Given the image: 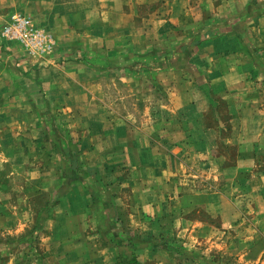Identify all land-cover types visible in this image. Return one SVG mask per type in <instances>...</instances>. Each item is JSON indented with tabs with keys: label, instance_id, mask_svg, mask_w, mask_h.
Returning a JSON list of instances; mask_svg holds the SVG:
<instances>
[{
	"label": "rangeland",
	"instance_id": "obj_1",
	"mask_svg": "<svg viewBox=\"0 0 264 264\" xmlns=\"http://www.w3.org/2000/svg\"><path fill=\"white\" fill-rule=\"evenodd\" d=\"M189 1L195 5L194 11L201 15L217 8L221 12L226 9L219 2L222 0ZM46 2L22 0L21 5L18 0H0V14L4 16L0 19L1 38L2 28L11 19L8 18L11 13L28 17L37 27L27 10L34 9L41 14V6ZM87 4L95 8L100 2L95 0ZM162 4L159 0L154 7ZM252 4L256 14L264 15V0H252ZM19 5L24 11L18 10ZM124 6L121 0L109 2L105 24L116 20V12L127 11L123 10ZM140 6H135L134 11L144 15L149 8L147 4ZM100 9V6L94 9L100 20L95 23L94 33H82V29H78L81 40L87 37L98 41L99 27L104 24ZM191 22L189 19L185 27ZM37 28L44 29L54 38L55 45L49 56L30 54L18 42H13L18 43L26 53L25 57L35 64L50 63L58 42L46 26ZM144 30L149 40L156 35L148 27ZM158 39L160 37L148 45H154L152 49L161 51L164 41ZM260 39L264 43V32ZM121 43L113 40L108 47L103 43L107 48L103 52L98 51L110 62L103 66L106 70H102L96 80H101V84L94 90L102 102L114 109H129L124 115L126 117L109 110L100 112L102 102L95 99L87 107L84 100L51 106L49 96L42 93V88L37 91L35 85L24 80L30 76V71H25L10 59L4 63L1 58L7 55L0 56L2 84L13 93L27 90L33 94L25 104L17 103V99L11 100L13 105L10 107L24 105L21 106L22 114L0 113V136L4 135V127L13 126L15 130L10 132L18 139L7 147L0 146V224L4 223L1 220L7 221V217L11 218L9 222L17 224L29 219L35 228L47 215L51 206L47 208L48 204L58 196V201L67 198L70 191L79 193L81 189L86 192L85 185L89 184L93 191L89 196L95 209L93 218L100 220L101 224L105 219L120 222L121 226L107 223L109 227L106 229L111 226L114 231L122 228L126 232L127 246L122 251L136 255L140 264H264V157L253 162L246 159L248 151L255 158L260 150L264 151V138L260 148L259 137H253L250 146H245V139L238 137L244 128L249 129L246 125L251 114L246 110L243 113L239 111V123L236 121L237 125L233 126L231 112L224 104L219 103L214 111L201 97L199 112L177 114L172 119L176 128L168 132L163 123V108L170 104L167 98L169 85L163 83L162 78L153 81L147 75L138 79L123 76L125 69L132 65L142 68L148 65L146 58H138V53H145L150 46L138 51L121 48ZM261 47L264 54V44ZM57 52L61 60L69 57L75 64V67L68 68V71L73 70L78 81L74 88L84 86L85 80L92 75L87 65L94 69V65L101 63L102 67L103 59L90 58L86 54L89 50H82L79 46ZM257 68L261 67L251 70L247 67L245 72V85L255 90L257 97L252 92L245 96L243 91L235 102L239 106L244 98L254 100L258 116L264 117V72L260 77L255 71ZM120 74L125 78L123 81L116 77ZM204 85L208 87L210 82ZM34 93L38 95L34 96ZM76 96H80L79 93ZM188 103L186 101L185 105ZM66 106H70V110H65ZM131 106L136 108L134 112H131ZM175 106L179 107L178 101L172 107ZM0 107H9V102L5 103L3 97H0ZM43 123L60 139L70 143L74 141L75 146L64 143L59 153L57 146L46 144L50 135H43L40 129L36 131ZM83 137L87 139L86 143L82 142ZM81 167L89 170H80ZM258 168L262 172L257 175L255 170ZM70 171L79 172L77 176L81 179L71 181V173L74 172ZM95 225L103 228L97 223ZM4 228L0 227V264H26L25 252L29 250L38 254L41 248L37 243L21 239L14 229H10L12 234L7 236ZM34 234L37 233L34 231ZM99 240L103 247L105 237L97 235V246ZM101 249L104 248H100L98 254ZM41 251L39 262L44 258ZM106 251L112 254V260H116L113 250ZM102 260L93 257L90 264H99L97 261ZM116 261L114 264L123 263L119 259Z\"/></svg>",
	"mask_w": 264,
	"mask_h": 264
},
{
	"label": "crops",
	"instance_id": "obj_2",
	"mask_svg": "<svg viewBox=\"0 0 264 264\" xmlns=\"http://www.w3.org/2000/svg\"><path fill=\"white\" fill-rule=\"evenodd\" d=\"M18 1L22 5V0ZM36 1L41 2V0ZM93 1L95 0H47L46 4L50 5V8L46 4L43 7L41 6V14H38L37 10L34 9L27 10L28 15L35 19L38 26H46L51 33H54L53 35H55L54 37L58 42L57 51L61 49L69 51L79 46L82 50H89L86 54L90 58L103 59L102 67L101 63L94 65V69L91 68L92 66H86L92 72V75L87 81L85 80L84 86H79V89L74 88L75 83L78 81L74 78L73 74L75 73L73 70L68 71V68L75 67V64L69 57L61 60V56L57 54V51L50 63L35 64L34 61L25 57L26 53L18 43L7 41L0 36V56L7 55L5 58H1V61L8 63L10 59L13 63L17 62V65L25 71H30V76L24 80L28 82L27 84L35 85L38 88L37 91L42 88V93L49 96V105L55 106V103L74 104L76 100H84L87 107L93 99L102 102V98L95 92L94 88L101 84V80L96 81L97 77L103 72L102 70H106L103 66L110 62L107 60L106 55H101L98 51L103 52L104 48L108 47V43L113 40L114 43L122 42L120 44L121 48L127 47L129 50L141 51L148 44L155 42L157 37H160L158 41H164L161 51L152 49L155 47L154 45H148L150 48L145 53H138V58H146L148 65L143 68L132 65L131 68L125 69L123 76L138 79L147 75L153 81L162 78L163 83L169 85L167 98L170 104L168 107L163 108L165 129L171 132L172 128H176L172 124V119L177 114L184 115L199 112L200 99L204 97L207 106L211 110H217L219 103L224 104L231 112L230 120L233 126L239 123V111L240 113H243L244 110L249 111L251 118H248V124L246 125L249 129L244 128L243 132L238 134V137L245 139V146L251 145L253 137L255 139L259 137L260 148L263 147L264 117L258 116L256 108L258 106L254 105L255 101L244 98L239 106L235 102V100L240 99L238 95L243 91H245V96L252 92V95L257 97L255 90L253 91L252 88L245 85L246 68L248 67L251 70L254 67H261L255 70L260 77H263L264 72V54L261 47L264 43L260 39V35L264 32V15L255 13L252 0H222L219 2L226 7L223 12L217 8L214 11H206L203 15L194 11L195 5L190 4L189 0H162L161 7H154L159 0H121V3L125 5L123 10L127 11L116 12V20H109L107 24H105L107 19L105 12L108 9V3L112 0H106L104 4L103 0H99L100 14L104 19L103 26L101 24L99 27V39L97 41L86 37L81 40L78 36L81 32L78 30L79 28L82 29V33H94L95 23L100 22L98 14L94 10L98 6L94 8V6L87 4ZM42 3H44V0H42ZM34 4L38 5L37 3ZM141 4H147L149 8L144 15L134 11L135 6L140 8ZM21 5L18 6V10L24 11ZM45 8L47 10L44 13L42 11ZM103 9L105 10L103 11ZM11 15L12 13L8 18ZM2 16L0 14V19L4 17ZM189 19L192 24L185 27ZM145 27L156 34L151 40L147 39ZM182 27H184L183 30ZM177 33L179 37H177ZM62 35L64 36L62 37ZM251 37H254V40ZM103 43L107 47L103 46ZM5 52L7 53L4 54ZM13 56L16 57L15 60ZM79 69L84 70L83 67ZM145 71L146 73H144ZM94 74H97V76L95 77ZM123 76L120 74L116 77L123 81L125 79ZM3 78L0 72V97L5 99V103L9 102V107H0V113L22 114L23 107L21 106L24 105L10 107L13 105L11 100L17 99V103L25 104L29 98H33L32 92L28 93L26 90L25 92L13 93L2 84ZM184 78L187 80H184ZM208 81L210 82L209 88L204 85ZM201 82L203 83L201 84ZM88 85H90L89 89H87ZM126 86L131 87L130 85ZM76 91L78 92L76 93ZM78 93L80 96H76ZM35 95H38V93H34ZM177 101L179 107H172ZM186 101H189V103L185 105ZM17 103L15 104L17 105ZM100 104L103 105L99 107L100 112L104 113L109 110L112 113L120 114L122 117H126L124 115L129 110L126 107V109L118 108L116 110L104 102ZM135 109L131 106V112H134ZM65 110H70V106H66ZM89 117L94 121L93 115ZM90 124H92L91 121ZM240 128L243 129V126H240ZM39 129L43 131V135H50L46 144L57 146L59 153L60 146H63L64 143L75 146L74 141L70 143L66 142L64 138L60 139V136L55 135L54 130H48L49 128L44 123L39 124L36 131H39ZM12 130H15L13 126L2 129L4 135L0 136V146L7 147L12 141L18 142V139L12 136L10 132ZM36 131L35 133H37ZM86 140L85 137L82 138V142L86 143ZM21 144L24 145L23 141H21ZM262 157H264V151L261 150L256 158L250 151L246 155L249 162ZM260 171L262 172L258 168L255 170V174H261ZM71 181H75V178L72 177ZM85 187L87 188L85 189L86 192L81 191V189L79 193L70 191L67 198L58 201L60 198L58 196L57 200L48 204L47 208L51 206L47 215L40 221V225H36L35 228H32L33 224L28 221L29 219L23 220L19 224L9 222L11 219L9 217H7V221L1 220L4 223H1L0 227H5L7 236L12 234L11 230L14 229L15 233L19 232L21 239L34 241L41 248V253L44 255L42 261L39 262L38 259L40 250L37 255L28 250V253L25 252L26 264H90L93 257L98 260L103 259L97 261L99 264H114L116 260V262H119L118 259L124 264V258L121 259L120 256L123 253V248L125 249L127 246L126 237L128 235L122 228L119 229L118 227L117 231L111 229V226L107 230V223L113 222L109 219L103 220L104 222L101 224L100 220L93 218L95 209L90 201L93 191L89 184H86ZM95 223L103 228L96 227ZM119 223L114 221L113 225L121 226V223ZM34 231L37 234L33 235ZM99 234L105 237L103 247L100 245V240L99 246H97L96 237ZM118 238L125 239L121 243L122 247L113 246V243H117ZM100 248L104 249H101V253L98 254L97 251ZM106 250H113L116 260H112L110 257L112 254ZM133 256L140 263L138 257Z\"/></svg>",
	"mask_w": 264,
	"mask_h": 264
},
{
	"label": "built area",
	"instance_id": "obj_3",
	"mask_svg": "<svg viewBox=\"0 0 264 264\" xmlns=\"http://www.w3.org/2000/svg\"><path fill=\"white\" fill-rule=\"evenodd\" d=\"M1 35L7 40L18 42L26 52L40 54L42 57L49 56L55 45L50 33L37 28L28 17L21 14L11 16L3 26Z\"/></svg>",
	"mask_w": 264,
	"mask_h": 264
},
{
	"label": "trees",
	"instance_id": "obj_4",
	"mask_svg": "<svg viewBox=\"0 0 264 264\" xmlns=\"http://www.w3.org/2000/svg\"><path fill=\"white\" fill-rule=\"evenodd\" d=\"M77 167H79V165L77 166ZM89 170V168H82L81 167V169L80 170H84V171H86V170ZM70 172H74V171H70ZM79 173V172H78ZM77 173V174H78ZM72 174V177L73 178H79L78 176H77V174H76V171L74 172V173H71ZM74 174V175H73ZM79 179H81V178H79ZM97 205H98V202H97ZM108 224H110V223H108ZM107 224V225H108ZM111 229H112V227H111ZM121 233H123L122 231H120ZM124 238H118V241H116L117 243H113V246L114 247H122L121 246V243H123L124 242ZM121 259L122 258H124V264H140L136 259H135V257L133 256V254L132 253H129V252H124L123 251V253L121 254Z\"/></svg>",
	"mask_w": 264,
	"mask_h": 264
}]
</instances>
